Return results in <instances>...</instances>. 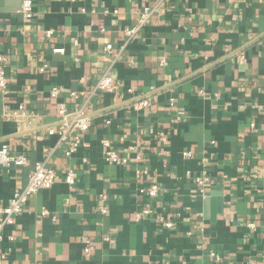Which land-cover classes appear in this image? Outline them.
<instances>
[{
	"label": "crops",
	"instance_id": "0c3cea01",
	"mask_svg": "<svg viewBox=\"0 0 264 264\" xmlns=\"http://www.w3.org/2000/svg\"><path fill=\"white\" fill-rule=\"evenodd\" d=\"M155 1L33 0L25 19L23 0H0V54L8 60L0 143L29 160L0 165V207L26 186L36 162L57 172L5 228L15 240L0 243V264H264V112L257 107L264 0H166L124 46L134 12ZM107 44L115 52L124 46L122 54ZM109 67L114 90L92 94ZM140 96L151 105L127 104ZM62 104L91 120L87 131L73 132L81 144L72 155L48 133L61 122ZM21 105L32 122L6 117ZM104 139L126 164L105 161ZM70 170L74 185L64 181ZM151 183L160 186L154 198L141 193Z\"/></svg>",
	"mask_w": 264,
	"mask_h": 264
},
{
	"label": "built area",
	"instance_id": "2783aa9c",
	"mask_svg": "<svg viewBox=\"0 0 264 264\" xmlns=\"http://www.w3.org/2000/svg\"><path fill=\"white\" fill-rule=\"evenodd\" d=\"M165 1L166 0H156L153 4L145 5L134 12L136 20L135 23L124 29V46L136 40L138 34L150 22V20L155 15L162 12V5L165 3ZM20 12L25 19H31L34 13L33 0H23ZM105 13H110V11L105 10ZM114 13H117V10H114ZM52 32L53 30H47V36H51ZM124 46L119 48L118 51L115 52L113 45L107 44L105 46V50L109 53L115 52V56L119 57L123 52ZM53 51L56 53H64L65 49L54 48ZM7 62V57L4 54H0V93L4 94L8 92V78L6 75ZM237 62L243 63L244 56L240 55L237 59ZM160 63L161 65H166V60L162 59ZM45 68L46 66L43 67V70ZM112 74V68H107L98 80L95 88L92 91V94H96L98 92L113 91L115 88V82ZM133 91L134 90L132 88L129 89V92L132 93ZM59 93L60 89L58 87L52 88V97H57ZM71 94L75 97H78L77 92H72ZM151 103V98L149 96H145L144 98L135 101L133 103V106L136 110H142L143 108L149 107ZM257 107L262 112H264V101L258 104ZM58 114L61 122L57 126L48 128V133L51 135H58L59 143L67 144L66 154L72 155L81 144V135L79 133L73 134V132L87 131L91 126V120L81 111H69L64 104L59 107ZM6 117L8 119H13L23 123H30L34 120V116L31 115L23 105L19 106L17 109L7 111ZM107 122L110 123V121ZM103 145L105 147L104 159L106 162L117 164H126L128 162V158L121 155L120 152L113 147L109 140L104 139ZM131 148L133 149L134 146H131ZM183 155L185 157H189L191 153L184 152ZM28 161V157L25 154H11L9 145L5 142L0 143V165L9 168L12 165L27 164ZM76 176V172L74 170H70L64 177V181L69 185H74L76 182ZM56 181L57 172L54 168L48 166L44 161H38L35 163L34 171L30 174L26 186L20 190H17L13 194L8 205L0 207V213L3 215L2 219L0 220V243L5 239H9L10 241L15 240V236L13 234L5 235L4 230L6 227H11L15 224L17 215L21 212L23 205L28 201L29 197L33 194H36L39 190L51 188L56 183ZM206 181V177H200L198 179V182L200 184H204ZM159 192L160 186L157 183H151L149 186L141 189V193L150 198L156 197ZM99 209L103 214H106L108 212V209L104 205H101ZM148 212H150L148 209L144 210L143 212H136V218L140 219L143 213ZM43 213L47 214L48 211L44 209ZM163 225L167 228H171L174 226V222L172 220H167L163 222ZM247 226L250 228H255L256 223L248 222ZM92 249L93 246L90 243H87L84 248V252L88 254ZM10 250L12 249L9 247L8 252H10ZM6 257L7 254H3V258Z\"/></svg>",
	"mask_w": 264,
	"mask_h": 264
},
{
	"label": "water",
	"instance_id": "95a60500",
	"mask_svg": "<svg viewBox=\"0 0 264 264\" xmlns=\"http://www.w3.org/2000/svg\"><path fill=\"white\" fill-rule=\"evenodd\" d=\"M241 50H242V48H239L238 50L232 52L229 56H232V55L236 54L237 52H239V51H241ZM215 63H216V62H214V63H212V64H209V66H207L206 68L212 66V65L215 64ZM202 70H204V69H202ZM202 70H200V71H202ZM160 90H163V89H160ZM152 93H154V92H152ZM152 93H151V94H152ZM144 97H145V96H140V97L133 98L132 100L128 101L127 104L134 103L135 101L140 100V99H142V98H144ZM30 132H32V131H26V132H23L22 134H26V133H30Z\"/></svg>",
	"mask_w": 264,
	"mask_h": 264
}]
</instances>
